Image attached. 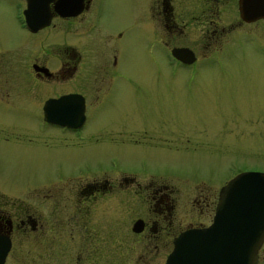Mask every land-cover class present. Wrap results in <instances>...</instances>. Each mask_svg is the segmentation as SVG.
Returning <instances> with one entry per match:
<instances>
[{
  "label": "rangeland",
  "instance_id": "374dc122",
  "mask_svg": "<svg viewBox=\"0 0 264 264\" xmlns=\"http://www.w3.org/2000/svg\"><path fill=\"white\" fill-rule=\"evenodd\" d=\"M94 2L99 9L98 24L105 29L96 27L89 36L86 35L88 38L82 43L88 46L76 48L73 45L72 48L83 54L86 50L87 60H92L98 52L92 47L99 46V41L108 47L103 51L104 56L112 51L113 44H117L121 75L105 97L106 105L86 113L87 122L80 132L102 131L120 136L132 132L128 138L139 141L123 144L116 141L114 145L106 141H85L82 146L61 149L42 144L32 147L35 144L32 140L22 139L24 132H34L33 126L37 132L53 131L49 124L42 122L41 100L53 93L47 84L55 81L34 85L22 82L17 76L1 92L9 101L14 98L19 101L12 107L0 104V123L3 122L0 128L3 130L2 125L6 126L2 132L6 134H0V186L8 193L22 192V197L30 200L31 194L27 191L36 182L64 179L71 174L69 170L73 165L95 158L94 162L106 163L105 157L110 155L115 162L113 167L121 177H133L143 182L161 176L167 184V197L174 204L171 222L184 225L196 218L193 200L200 190L216 193L225 180L239 172L257 170L264 173V21L248 25L234 36L233 41L227 38L215 47L213 42L202 40L204 28L201 23V31L191 42L187 41L197 56L193 66L179 67L170 59H162L160 44L152 42L146 34L149 0ZM152 14L153 19H157ZM11 16L9 6L0 0V43L8 47L4 50V74L16 71L9 66L17 64V58H12L13 51L18 47L24 51L29 41V36L17 29ZM86 16L79 29L86 24ZM57 33L56 29L58 36ZM118 34L122 37L116 42ZM59 43L55 42L56 49L60 47ZM216 47L219 51L214 52ZM53 59L49 56L48 63ZM187 69L194 70L189 73ZM109 75L105 74V69H76L71 80L65 77L57 83L59 87L54 88V93L80 89L84 78L96 86L98 80H102L101 76L104 82L108 81ZM30 89L36 92L39 89V98L26 92ZM22 96L24 101L29 98L34 104L38 102V106L25 104L20 99ZM87 102L91 106L92 99L87 98ZM122 121L130 122L124 124ZM144 132L149 135L144 136ZM198 180L208 184H197ZM131 189L136 191L133 186ZM130 198L128 206L120 202L122 208L132 209L126 218L128 223L136 217L147 219L152 216L142 208L137 194ZM32 244L31 235L14 240L7 259L13 260L17 251L18 256L24 254L29 261ZM144 244L146 242L141 239L136 241L130 254L132 260L142 253ZM152 248L144 254L145 264H159L165 254L166 249L155 250L151 260Z\"/></svg>",
  "mask_w": 264,
  "mask_h": 264
},
{
  "label": "flooded vegetation",
  "instance_id": "af4514ba",
  "mask_svg": "<svg viewBox=\"0 0 264 264\" xmlns=\"http://www.w3.org/2000/svg\"><path fill=\"white\" fill-rule=\"evenodd\" d=\"M4 1L11 10V19H14L17 29L25 32L29 36V41L25 44L24 51H20L19 47L14 49L12 58H17V64L14 67L9 66L16 71L10 74L7 71L4 74L6 69L3 59L4 50L8 47L0 43V104L12 107L16 101H19L17 98L9 101L1 92L2 88H6L17 76H20L22 82L34 85L38 82L55 81L53 84H47L53 93L42 98L41 104L49 98L74 94L80 99L77 100L83 107V118L79 127L48 123L53 131L37 132L33 126L34 132H24L22 139L32 140L35 143L31 145L32 147L42 144L58 149L75 148L78 144L82 146L85 141L89 143L106 141L110 145H114L116 141L122 144L132 140L139 141L128 138L129 133L132 132L122 136L113 133L104 134L102 131L80 132L87 122L86 113L93 110L92 108L106 105L105 97L110 93L112 84H116L117 77L121 75L118 70L120 48L117 44H113L112 51L105 56L103 51H107L108 47L104 42L99 41V46L96 48L90 46L98 51L92 60H87L86 50L83 54L72 48L73 45L76 48L80 45L88 46L82 43L88 38V34L96 27L105 29L98 24L100 17L99 9L95 6L96 2L94 0ZM152 13L157 19H153ZM85 16L87 22L83 24L82 29H79L78 26L84 21ZM26 20H30L29 22L37 28H28ZM261 21L264 19L243 20L240 17L238 0H149L145 27L146 34L151 37L150 40L160 44L163 50L162 59H170L175 66L186 67V64L171 55L174 49L186 48L193 55V60L187 67H192L197 56L187 41L191 42L193 36H197L201 31L199 29L201 23L204 28L202 40L213 42L212 45L215 47L227 38L233 41L234 36L239 35L238 32L243 28L255 22L259 24ZM55 26L58 27L54 28ZM56 29L58 36L55 34ZM122 35L116 36V42ZM71 37L76 38L70 40ZM55 42H60L58 49ZM218 49L219 47H216L214 52L219 51ZM49 56L54 58L52 63H48ZM76 69H105V74L110 73V75L108 81L104 82L102 81L104 77L101 76L102 80H98L96 86L84 78L80 89L54 93V88L59 87L57 83L62 82L65 77L71 80L75 76ZM193 70L187 69L189 73ZM26 92L35 94V97L39 98V89L37 92L34 89ZM89 97L92 99L91 106H88L87 102ZM20 99L27 105L39 104L32 103L33 99L29 98L24 101L23 96ZM55 119L53 120L56 121ZM63 120L73 122L75 117L68 116ZM129 122L122 121L124 124ZM2 126L3 130H6V126ZM3 130L0 128V134H6L2 133ZM95 159L73 165L69 170L71 174L64 179L36 182L27 191L31 194L30 200L24 199L22 192L8 193L0 186V235L9 239V248L3 264H145L144 254L151 246L153 247L151 260L155 256V250L166 249L164 256L159 260V264H164L172 248L173 238L185 229L200 228L209 224L217 192L208 193L200 190L193 200L196 218L186 221L184 225L181 222L172 223L171 210L174 204L167 197V184L161 176H158L157 180L148 179L143 182L133 177H121L118 170L113 167L115 162L112 156L105 157L106 163L94 162ZM150 177L149 175L148 178ZM225 182L226 180L222 184ZM196 183L203 186L205 183L208 184L202 180ZM132 186L136 189L135 192L132 191ZM133 194L139 196L143 204L142 208L152 216L147 219L136 217L132 223H128L126 218L132 209L124 206L129 205ZM121 201L123 208L120 205ZM206 216V220L202 221ZM137 219L141 220L142 228L139 232H133L131 227ZM24 235H31L33 240L32 255L28 257L30 260L27 261V256L24 254L18 256L17 251L14 253V259L8 260L7 256L13 248V241ZM139 236L141 237L139 239L146 244L142 245L140 250L142 253L132 260L130 254ZM140 256L143 257L142 260ZM256 264H264V236L256 250Z\"/></svg>",
  "mask_w": 264,
  "mask_h": 264
},
{
  "label": "water",
  "instance_id": "95a60500",
  "mask_svg": "<svg viewBox=\"0 0 264 264\" xmlns=\"http://www.w3.org/2000/svg\"><path fill=\"white\" fill-rule=\"evenodd\" d=\"M238 9L245 21L264 18V0H238ZM29 21L28 28H37ZM172 56L183 63L193 60L187 49H174ZM77 99L73 94L47 99L42 106L44 120L79 127L83 107ZM68 116L75 117V121L65 122ZM141 228L140 219L131 227L133 232ZM263 236L264 173L240 172L219 188L211 223L205 228L184 230L175 237L164 264H256V250ZM8 247L7 237L0 236V264Z\"/></svg>",
  "mask_w": 264,
  "mask_h": 264
}]
</instances>
